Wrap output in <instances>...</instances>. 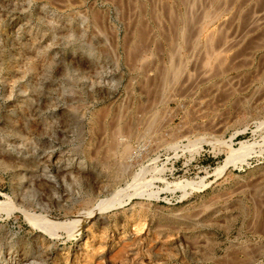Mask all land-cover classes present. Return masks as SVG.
<instances>
[{
    "label": "rangeland",
    "instance_id": "1",
    "mask_svg": "<svg viewBox=\"0 0 264 264\" xmlns=\"http://www.w3.org/2000/svg\"><path fill=\"white\" fill-rule=\"evenodd\" d=\"M170 1L0 0V202L15 206L0 210V262L264 264V0L219 5L215 25L237 44L233 70L201 82L202 50L185 49L191 80L161 96L171 31L162 3L181 9ZM201 1L198 15L210 0ZM140 24L150 39L132 60ZM154 111L161 142L140 134ZM131 120L134 133L118 135L132 152L111 180L95 160L118 121ZM96 206L97 222L87 215ZM23 211L61 227L46 231Z\"/></svg>",
    "mask_w": 264,
    "mask_h": 264
},
{
    "label": "bare ground",
    "instance_id": "2",
    "mask_svg": "<svg viewBox=\"0 0 264 264\" xmlns=\"http://www.w3.org/2000/svg\"><path fill=\"white\" fill-rule=\"evenodd\" d=\"M162 1V0H161ZM170 1V0H169ZM176 1V0H175ZM226 1V0H225ZM228 1V0H227ZM231 1H235V0H231ZM230 1V3H231ZM260 1V0H259ZM177 2L179 3L181 9L179 10L178 13H174L172 12V6L169 4L171 3V1L169 3L167 2H164L162 3L163 6H164V9H165V18L166 20L168 21V24H169V29H171V31H169L171 34H173L172 36L170 35V37L167 35L168 33H166V36L168 37V45L166 48V51H167V56H166V59L167 61L165 63H163L162 65H160L157 69V79L158 80V84L159 87H160V95L162 96V94H165L163 92H167L168 91V95L169 94V90H173V87L175 85L178 84V82H180L181 79L184 78L187 82H189V80H191V76L190 74L188 73V59H187V56L184 55V51L185 49H191L192 50V53H194L193 51L195 50V53L196 52V49H201L200 51L203 53V57L201 59V62L199 64V74H198V78L202 81H210V78L213 77V76H219L220 78L223 77L224 75H226V73L229 71V70H233L231 67L232 65H228V57H229V50L231 48H233V45L236 44L234 43V41L231 42V40L229 39H226L223 31L218 28V24L215 25V23L220 19V17L222 16V12H221V8L219 5H221L220 3L223 4V1L222 0H210L208 1L209 4H207V6H204L203 8V11L202 13L199 15L197 14L196 12V7L200 4L201 5V0H177ZM139 3V2H138ZM144 4V2L141 1V4ZM204 3V2H203ZM133 4V3H132ZM135 6V5H134ZM171 6V7H170ZM228 6V5H227ZM227 6H226V9H227ZM139 7V6H138ZM157 7V6H156ZM225 8V7H224ZM223 8V10H224ZM230 8V7H229ZM228 8V9H229ZM150 9V7H149ZM161 9V8H160ZM163 9V8H162ZM201 9V8H200ZM227 9V10H228ZM144 10V9H143ZM152 10H155V11H148V12H151V14L149 16H151L150 18L152 19V21L154 22L155 26L156 27H160V23L162 20L161 17L163 16V14H160L159 12H157L156 8L155 9H152ZM226 12V11H224ZM235 12V11H234ZM141 13V12H140ZM144 13V11H143ZM230 14V13H229ZM141 15V14H140ZM224 16V15H223ZM225 17V16H224ZM228 17V16H226ZM229 18V17H228ZM226 19V18H225ZM257 19V18H256ZM95 20L97 19H93L94 23H95ZM232 21V20H231ZM143 22V21H142ZM97 23V22H96ZM95 23V24H96ZM163 23V22H162ZM165 23V22H164ZM255 24V23H254ZM253 24V25H254ZM145 27V25H143ZM256 26V25H254ZM253 26V27H254ZM144 27H142V24H140V27L137 29L136 34H135V39L133 40L134 41V46L129 49L131 50L130 51V57H128V59H136L137 57H133L136 56L137 54L139 55V50H140V47H142L143 45H145L144 42H147L149 38V33L148 35L146 36V32H144L143 29H145ZM137 28V27H136ZM147 28V27H146ZM164 29V28H163ZM226 29V28H225ZM158 30V29H157ZM162 30V29H161ZM163 31V30H162ZM250 31V30H249ZM159 32V30H158ZM166 32V31H165ZM146 33V34H145ZM156 33V32H155ZM160 33V32H159ZM162 33V32H161ZM160 33V34H161ZM165 34V33H163ZM162 34V36L164 38H166L164 35ZM133 35V34H131ZM154 37V36H153ZM155 37H156V34H155ZM154 39V38H152ZM151 39V40H152ZM156 39V38H155ZM166 40V39H165ZM143 42V45L140 46ZM155 42V40H154ZM153 43V42H152ZM238 43V42H237ZM253 43V42H252ZM264 44V43H263ZM237 45V44H236ZM155 46V45H154ZM157 46V45H156ZM255 46V45H254ZM258 46V45H256ZM146 47V46H145ZM259 47V46H258ZM144 48V46H143ZM155 48V47H154ZM160 48V46H159ZM255 48V47H254ZM257 48V47H256ZM253 49V48H252ZM251 49V50H252ZM154 50V49H153ZM157 50V49H156ZM236 51V50H235ZM239 51V50H238ZM155 52V51H154ZM190 53V52H189ZM195 53L193 54L194 56ZM201 53V54H202ZM231 53V52H230ZM237 53V52H236ZM186 54V53H185ZM200 54V55H201ZM242 54V53H241ZM127 55V54H126ZM151 55V54H150ZM189 55V54H188ZM141 56V55H140ZM158 56V55H157ZM190 56H192V54H190ZM202 56V55H201ZM231 56V55H230ZM235 56V55H234ZM144 58H138L140 61V63L143 65L144 64V61H145V56H143ZM189 57V56H188ZM193 57V56H192ZM151 59L153 57H150ZM198 58V57H197ZM147 59V58H146ZM155 60V59H154ZM234 61V60H233ZM134 62V61H133ZM154 63V62H153ZM231 63V62H230ZM132 64V63H130ZM248 64V63H247ZM147 65V64H146ZM145 64L143 66H146ZM234 65V64H233ZM239 65V63H238ZM130 66V65H129ZM133 66V65H132ZM135 66V65H134ZM143 66H140L139 65V68H136V70H142L141 72L144 74L145 73V69ZM149 66V65H148ZM151 66V65H150ZM240 67V66H239ZM149 68V67H148ZM234 68V67H233ZM134 70V69H133ZM138 70V71H139ZM155 71V70H154ZM139 73V72H138ZM138 73H137V76H138ZM155 73V72H154ZM195 74V73H194ZM143 76V75H142ZM145 76V74H144ZM139 77H140V74H139ZM148 77V76H147ZM224 78V77H223ZM212 79V78H211ZM216 79V78H215ZM150 81H153V80H150ZM208 81V82H209ZM212 81V80H211ZM185 82V81H184ZM213 82V81H212ZM215 82V80H214ZM213 82V83H214ZM149 83V82H148ZM156 83V82H155ZM211 83V82H209ZM212 83V84H213ZM145 84H143L144 86ZM156 85V86H157ZM181 85V84H180ZM208 85V84H206ZM216 85V84H215ZM214 85V86H215ZM187 87V85H185ZM184 86V87H185ZM209 86V85H208ZM214 86H210L212 88H214ZM145 87V86H144ZM146 87L147 89L149 88L150 90L152 89L151 87H149V85L146 84ZM155 87V86H154ZM183 87V86H182ZM181 87V88H182ZM183 87V88H184ZM185 87V89H187ZM190 87V86H189ZM192 87V86H191ZM177 88V86H176ZM179 88V87H178ZM177 88V89H178ZM180 88V89H181ZM207 88V87H206ZM176 89V90H177ZM180 89H178L180 91ZM189 89V88H188ZM202 89V88H201ZM150 90H146V92H149ZM216 90V89H215ZM153 93H156L155 90H152ZM155 91V92H154ZM159 91V90H158ZM158 91H157V94H158ZM174 91H175V88H174ZM205 91V90H204ZM226 91V90H225ZM181 92V91H180ZM183 92V91H182ZM186 92V91H185ZM151 93V91L149 92ZM170 93H172L170 91ZM184 93V92H183ZM230 94V93H229ZM167 95V96H168ZM159 96V94L157 95ZM164 96V95H163ZM183 96V95H182ZM159 98V97H158ZM163 99V98H162ZM246 99V98H245ZM237 102V101H236ZM157 104V103H156ZM145 106V105H144ZM124 107V106H123ZM137 107V106H136ZM143 107V106H142ZM138 109V108H137ZM122 111V110H121ZM131 111V110H130ZM124 112V111H123ZM121 112V113H123ZM132 112V111H131ZM127 113V112H126ZM148 113V112H147ZM132 114V113H129V115ZM150 114V116L146 117H143L145 118L144 121H143V125H144V122H145V128H144V131L143 133L141 132L140 134H142L141 136H143L144 138L147 136L150 140H158L160 139V137L157 136V133L159 131V128L161 126V122H162V114L160 115L157 111H154V112H149L148 115ZM103 115V114H102ZM134 116V114H133ZM118 117V116H117ZM129 119L130 116H129ZM117 122V121H116ZM141 122V121H140ZM139 122V123H140ZM135 123V122H134ZM117 124V123H115ZM113 125V124H112ZM140 125V124H139ZM164 125V124H163ZM135 126V125H133ZM141 126V125H140ZM132 127V120L131 121H128L127 123L122 121H118V125L114 128H112L113 132H110V135H111V142L109 141L108 139V142L109 145L106 147L105 151L103 152V150L101 152V154H103V157L99 160V159H96L95 161H97V163L100 165V167L111 177V180L114 178H117V176L119 174H121L122 172H119V171H116L117 170H120L123 168L122 165H125L123 162L124 159H126L132 152V149L131 147L129 146L128 143H122V142H119L120 140L122 141L121 138H119V136H121V133L120 135L119 132H123L121 131L122 129L124 131H126L128 134L126 135H131L132 133H134V131H132L131 129ZM144 127V126H143ZM101 128V127H100ZM107 128V127H106ZM111 128V127H110ZM103 129V128H102ZM105 130V129H104ZM109 129H107L108 131ZM175 131V130H174ZM125 133V132H124ZM138 133V132H137ZM109 135V134H108ZM125 135V134H124ZM134 135V134H133ZM178 136V135H177ZM142 137V138H143ZM139 138V137H138ZM174 138V137H173ZM120 139V140H119ZM147 139V138H146ZM107 140V139H106ZM127 140V139H126ZM163 140V139H162ZM166 140V139H165ZM125 142V141H124ZM159 142H161L159 140ZM106 144V143H105ZM104 144V145H105ZM107 145V144H106ZM243 151H234L233 152V155L232 157L230 158V161L231 162H235L236 159H239L237 158L238 155H240ZM97 153V152H96ZM98 154V153H97ZM100 154V153H99ZM96 155V154H95ZM115 161H118L117 163ZM115 167V168H114ZM100 168V169H101ZM115 169V171L113 170ZM117 172H119V174L117 175ZM124 172V171H123ZM19 173V172H18ZM21 174V172L19 173ZM18 174V176H19ZM23 174V173H22ZM106 174V176H107ZM121 177V176H120ZM22 180V179H21ZM120 180V179H119ZM19 182V178L17 180ZM109 182V181H108ZM107 182V183H108ZM20 183V182H19ZM22 183V182H21ZM111 183V182H110ZM17 184V183H16ZM20 186V185H19ZM17 187V186H16ZM105 187V186H104ZM17 191V190H16ZM121 194V193H120ZM16 196H20V194L16 193L15 194ZM110 199V198H109ZM120 199V196L118 195H115V197L112 200V202L116 201V200H119ZM87 200V199H86ZM89 201V200H88ZM24 202V201H23ZM109 201H107L108 203ZM111 202V201H110ZM111 202V203H112ZM104 203V202H103ZM104 205H106L104 203ZM244 205V204H243ZM14 205L13 204H3L2 202H0V210H5V211H10L12 209H14L13 207ZM97 206H99L97 204ZM96 207L93 208L92 211H90L87 215H91V213L94 211V213H96L95 217V221L97 222L98 220H100V216L98 215V211L99 209L95 210ZM101 207V206H99ZM107 207V206H106ZM16 209V208H15ZM24 212V215L30 220V222L33 224V225H36V226H39L41 228H43L44 230H51L53 227L55 228L56 226L57 227H61V225L57 224V223H54L52 221H49V219H46L45 216H38L34 213H29L27 211H23ZM235 216V215H234ZM210 220V219H209ZM73 222V221H72ZM72 222L70 224H65L63 223V227L64 228H68L69 226L72 225ZM60 223V222H58ZM69 223V222H67ZM74 224V223H73ZM207 225V224H206ZM56 227V228H57ZM74 227V226H73ZM70 230H71V227H69ZM68 228V229H69ZM90 226L85 230V231H78V236L76 238V242L77 244L79 242H82L83 239L86 237L87 234L90 233ZM80 230V229H79ZM87 232V233H86ZM1 238V237H0ZM14 242H15V239H14ZM17 242V241H16ZM83 243V242H82ZM81 243V245H82ZM7 244V243H6ZM15 244V243H14ZM17 244V243H16ZM15 244V245H16ZM24 246V245H23ZM85 246H87V248H90L89 244L85 243ZM13 245L11 244V247L10 249L12 248L13 249ZM66 250V252H62L63 255H62V259L63 261L65 260L67 262L68 260V257H70L69 254V251H68V248H64L63 251ZM27 251H28V248L26 247H23L22 248V254L21 256H23L22 258H25L27 256ZM66 254V255H65ZM10 257L9 260L13 259V252L9 253ZM37 257V256H36ZM21 259V258H20ZM61 259V260H62ZM8 260V259H7ZM14 261V260H13ZM65 262V263H66ZM21 263V262H20ZM30 263V262H29ZM28 263V264H29ZM0 264H9V261H5L4 262H0ZM18 264V263H17ZM23 264H26V263H23ZM37 264V263H36Z\"/></svg>",
    "mask_w": 264,
    "mask_h": 264
}]
</instances>
